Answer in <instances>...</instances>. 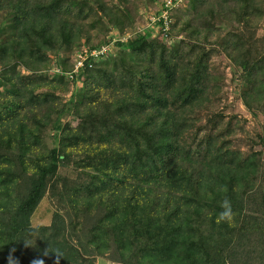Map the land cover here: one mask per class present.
<instances>
[{"label":"trees","instance_id":"1","mask_svg":"<svg viewBox=\"0 0 264 264\" xmlns=\"http://www.w3.org/2000/svg\"><path fill=\"white\" fill-rule=\"evenodd\" d=\"M165 3L0 0V264H264V0Z\"/></svg>","mask_w":264,"mask_h":264},{"label":"rangeland","instance_id":"2","mask_svg":"<svg viewBox=\"0 0 264 264\" xmlns=\"http://www.w3.org/2000/svg\"><path fill=\"white\" fill-rule=\"evenodd\" d=\"M144 10V6L141 5L140 9ZM75 58V57H73ZM110 59H114L115 57H112ZM103 61L107 60V57L102 59ZM214 60L217 61L220 70L225 76V85H224V98H223V106L226 110L227 114H238L244 118H247L248 121L244 123L245 130L253 131L256 127V124L263 123L264 122V113L263 111H260L259 116L257 117L258 121L255 120L249 110L246 108V106L243 104L241 98L238 95V90L235 88V84L232 81V75L234 72V68L230 65H228V62L225 58H222V56H217L214 58ZM75 88V85H74ZM72 90V87H71ZM78 90V88H76ZM237 90V92H236ZM71 92H68L65 97L68 98L70 96ZM263 127V126H262ZM264 130V128H263ZM243 134V133H240ZM46 144L50 143V139H46ZM62 172H68L66 169H61ZM53 211V206L51 201L45 197L41 203L39 204L38 208L36 209L35 213L32 216V223L33 225H40V224H48L51 220V215ZM97 264H114L107 260L104 257H98Z\"/></svg>","mask_w":264,"mask_h":264},{"label":"built area","instance_id":"3","mask_svg":"<svg viewBox=\"0 0 264 264\" xmlns=\"http://www.w3.org/2000/svg\"><path fill=\"white\" fill-rule=\"evenodd\" d=\"M180 2H185V0H166V3H165V6L167 7H171L175 4H179ZM167 12H164L161 16L162 18H165V24L168 25V20H167V17H166V14ZM160 17H155L154 15H151L150 16V19L152 22L156 21V19H159ZM109 49L108 46H101L99 48H89L88 46H84L83 47V50L81 51V53H79L77 56H75V60H76V63H75V68L72 72L69 73V76L70 77H73V74L81 67L83 66L85 60L88 58V57H95V58H99L101 56H103L104 54L107 53V50ZM58 70V69H56Z\"/></svg>","mask_w":264,"mask_h":264},{"label":"clouds","instance_id":"4","mask_svg":"<svg viewBox=\"0 0 264 264\" xmlns=\"http://www.w3.org/2000/svg\"><path fill=\"white\" fill-rule=\"evenodd\" d=\"M103 56H106V54L103 55ZM103 56H101V57H99V58H97V59H102ZM103 59H104V57H103ZM221 207L223 208V211L219 214L218 222H219L220 220H223V221H225V222L230 223L231 220H232V215H233V214H232V210H231V206H230L229 201H228L227 199H225V200L222 202Z\"/></svg>","mask_w":264,"mask_h":264}]
</instances>
